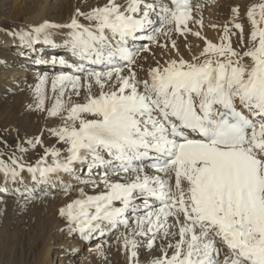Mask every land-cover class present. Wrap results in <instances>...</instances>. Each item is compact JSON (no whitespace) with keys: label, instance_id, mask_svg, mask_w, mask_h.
<instances>
[{"label":"snow or ice","instance_id":"snow-or-ice-1","mask_svg":"<svg viewBox=\"0 0 264 264\" xmlns=\"http://www.w3.org/2000/svg\"><path fill=\"white\" fill-rule=\"evenodd\" d=\"M231 11L218 42L192 30V0H102L5 29L25 59L67 70L29 85L27 109L59 123L0 153V178L75 192L59 231L101 238L98 255L115 235L126 264H264V0L245 13L247 39ZM189 35L204 46L185 58L175 37ZM38 45L70 55L45 60Z\"/></svg>","mask_w":264,"mask_h":264},{"label":"rangeland","instance_id":"rangeland-1","mask_svg":"<svg viewBox=\"0 0 264 264\" xmlns=\"http://www.w3.org/2000/svg\"><path fill=\"white\" fill-rule=\"evenodd\" d=\"M35 1L0 0V2H2L0 3V33H4V30L7 28L15 27L16 23L11 19L12 15H14L13 6L21 7V5L25 4L30 5ZM79 1L82 3V0ZM228 1L230 3L224 7V14H222V20L220 22L217 21L216 24H214L204 19L205 17H202L203 30L209 31L214 29L215 31H219L218 29H220L221 31V26L229 21L232 16L231 10L237 6L239 7L241 21L247 24L245 13L248 7L252 3L257 2V0ZM13 3L15 4L13 5ZM51 3L54 5H62L64 1L51 0ZM25 7L28 8L29 6ZM51 17L52 16H49V19L52 21H67L65 19L66 17L54 20ZM1 19H3V21ZM214 25L217 27H213ZM247 27L248 26L245 27V33H248ZM150 55L151 54H148V56ZM30 103H33L31 90L28 92V95L25 94L0 100V153L11 154L13 151H16L15 146L17 143L24 138L38 135L46 127H52L59 123L56 119H46L45 113L36 110H28L27 105ZM17 130H19V136L17 135ZM44 143L45 145L51 146L55 143V140L49 137L45 132ZM42 155L43 148L37 147L35 150L29 148L25 159L28 163H35L36 159ZM0 158L7 159V156H0ZM26 175L29 174L24 173V176ZM59 194L65 196L64 192L56 193L54 199L45 195L42 198L40 197L22 202V205L16 203H3L0 201V264H41V259L43 260L42 257L46 247H52L53 253L49 262L44 264H61L64 258L57 254L60 248L56 249V247H61L60 245L63 242L69 241L71 238L67 236L66 232L62 233L59 231V229L64 226V221L58 216L57 211L60 206L68 199L73 198L76 194L75 192L73 195L70 194L71 196H67L66 200L63 201H60V198H58L60 196ZM41 199L42 201H39ZM45 199L46 201H43ZM106 239H108L111 247H106L104 255H98L99 259L97 260L99 261L92 259L89 262H84L89 257V248L99 240L95 239L85 243L86 246L84 247V252L79 255L80 262L78 264H126L124 254L117 250L116 244L114 243L115 236L112 235L110 238L107 237ZM73 241L82 242L78 239H73ZM146 259L148 258L144 256L141 257L142 261ZM63 264H66V262Z\"/></svg>","mask_w":264,"mask_h":264},{"label":"bare ground","instance_id":"bare-ground-1","mask_svg":"<svg viewBox=\"0 0 264 264\" xmlns=\"http://www.w3.org/2000/svg\"><path fill=\"white\" fill-rule=\"evenodd\" d=\"M63 1L64 3L62 5H59V4L54 5L51 3V0H37L33 2V4H30V5L25 4V5H21V7L13 6V8L12 7L11 8L14 11L13 12L14 15H12L11 19L14 23H16L15 26L25 25V24H30V23H39L43 19H49V16H52L51 18L53 20L66 17L65 19L68 21L69 17L73 14L74 10L77 7H80L82 10H88L89 8L93 6H96L98 2H102V0H82V3L79 0H63ZM192 3L194 5V14H196L198 17L200 16L205 17L204 19H207L211 21L212 23L216 24L217 21L220 22L222 20L221 16L222 14H224V7L229 5L230 2L228 0H192ZM14 4L15 3H13V5ZM197 5H200L201 7L197 9L196 8ZM25 6H29V7L27 8ZM1 20L3 21V19ZM190 26L193 31L200 30L202 35L207 37V39L212 40L214 42L219 41V36L221 35L220 29L217 28L219 31H215L214 29L205 31L200 27V25H197L195 23L191 24ZM247 34L248 33H245V39H247ZM176 39L180 47V52L185 56V58H189L191 55V53L187 51L188 47L191 48L192 53H198L204 46L203 40L198 39L197 37L192 36V35H189L187 37V40H184L183 38H180L178 36L176 37ZM57 41L58 42L60 41V37H57ZM141 42H138V43H141ZM169 44H170V41H169ZM37 47L43 49L40 55H42L45 60H48L52 56L69 57L70 55L68 50L64 47H59L55 49L46 48V47L39 46V45ZM152 47H153V50L156 52L157 57H160L162 55L161 50L159 48H156L155 46H152ZM20 51L21 49L16 45V43L12 40V38L4 35V33H0V100H4L6 98H11L15 96L18 97V96L25 95V94L28 95V92L31 90L29 85H32L35 83L37 74L39 73L48 72L52 74L55 72L67 70V69H63L59 65H52L50 63L33 64L31 62V59H25V57L21 56ZM29 55L33 56V58H36L35 54L29 53ZM152 63H153V57L150 55L148 56L147 64H152ZM147 64L145 65L146 67H147ZM24 177H25V184H20V185H14L11 182L5 184L3 179L0 178V201L1 202L9 203V204L16 203L18 205L19 204L22 205L23 204L22 202L40 198V197L42 198L45 195L49 196V198L51 199H54L56 196L55 195L56 193L63 192L59 188H53L48 185L33 186V182L30 180L29 175H26ZM71 194L73 195L74 192H72ZM60 196L58 197L60 198V201L66 200L67 196H64V195H62L61 197ZM39 201H42V199ZM43 201H46V199ZM106 238L107 237L103 239H106ZM97 239L99 240H97L89 248L88 250L89 257L84 262H89L92 259L93 260L99 259L98 258L99 256L95 252L94 249H95V245L101 242V238H97ZM85 243L87 242H77L71 239L69 241L63 242L60 245L61 247H56V249L60 248L57 254L60 257L64 258L61 264H63L64 262H66V264H78L80 262L79 255H81L84 252V249H85L84 247L86 246ZM69 245L74 246L76 250L75 251L70 250L68 247ZM44 251L45 252L42 257L43 260L41 259V264L49 262L50 257L53 253L52 247L50 248L46 247Z\"/></svg>","mask_w":264,"mask_h":264}]
</instances>
